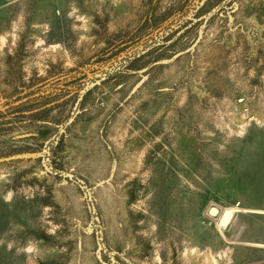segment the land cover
<instances>
[{
	"label": "rangeland",
	"instance_id": "1",
	"mask_svg": "<svg viewBox=\"0 0 264 264\" xmlns=\"http://www.w3.org/2000/svg\"><path fill=\"white\" fill-rule=\"evenodd\" d=\"M203 1L0 0V264H264V0Z\"/></svg>",
	"mask_w": 264,
	"mask_h": 264
},
{
	"label": "trees",
	"instance_id": "2",
	"mask_svg": "<svg viewBox=\"0 0 264 264\" xmlns=\"http://www.w3.org/2000/svg\"><path fill=\"white\" fill-rule=\"evenodd\" d=\"M222 0H204L202 5L197 9V11H204L210 10L213 6H215L217 3H220ZM202 13V12H201ZM164 22L160 21L159 23H150L146 27H143L142 34H140L139 37H142L144 35H148L149 33L153 32L154 30L158 29ZM163 39H167L166 37H163ZM119 52V51H117ZM116 54V53H114ZM113 54V55H114Z\"/></svg>",
	"mask_w": 264,
	"mask_h": 264
},
{
	"label": "bare ground",
	"instance_id": "3",
	"mask_svg": "<svg viewBox=\"0 0 264 264\" xmlns=\"http://www.w3.org/2000/svg\"><path fill=\"white\" fill-rule=\"evenodd\" d=\"M207 210H208V215L212 217H217L220 213L219 208L216 206H212V205L208 206Z\"/></svg>",
	"mask_w": 264,
	"mask_h": 264
}]
</instances>
